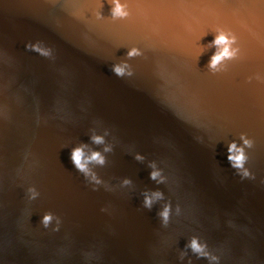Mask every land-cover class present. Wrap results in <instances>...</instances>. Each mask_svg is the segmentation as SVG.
<instances>
[{"label":"water","instance_id":"obj_1","mask_svg":"<svg viewBox=\"0 0 264 264\" xmlns=\"http://www.w3.org/2000/svg\"><path fill=\"white\" fill-rule=\"evenodd\" d=\"M125 2L131 15L114 21L108 0H0V264H209L190 249L180 259L193 235L219 264H264V0ZM218 28L240 55L214 74ZM133 46L143 55L128 58ZM125 59L134 73L119 77L111 67ZM241 133L254 140L243 179L227 159ZM80 143L112 146L92 165L110 190L75 168ZM146 189L165 200L145 208ZM48 211L59 231L41 224Z\"/></svg>","mask_w":264,"mask_h":264},{"label":"clouds","instance_id":"obj_2","mask_svg":"<svg viewBox=\"0 0 264 264\" xmlns=\"http://www.w3.org/2000/svg\"><path fill=\"white\" fill-rule=\"evenodd\" d=\"M108 3L111 5V19L112 20H123L127 19L131 15V10L125 0H108ZM103 8V3L100 5V9ZM97 18H103L104 15L101 10L96 11ZM206 33L205 35H207ZM204 35V36H205ZM238 37L230 29L218 28L215 30L214 40L209 42L210 46H215L216 51L211 56L207 69L212 73H218L223 70H226L227 63L231 60L236 59L240 55V48L237 46ZM26 48L32 51L39 53L44 57H51L53 55V50L51 47L46 46L42 41L28 42ZM203 54V53H202ZM128 58H133L143 55V51L139 47H131L126 53ZM111 71L119 76H132L134 69L132 65L128 62L127 59L122 60L118 63H114L111 67ZM261 79L260 76L256 77ZM251 80L252 77H249ZM240 140L242 143L237 140H232L228 146V156L227 159L231 164V167L234 168L240 175L241 178L253 177L254 174L246 166L249 155L246 151L247 148H251L254 144V140L250 138L247 133L240 134ZM91 141L93 144L100 145L105 144V135L97 134L93 130V135L91 136ZM88 145L85 143H80L75 146L71 151V161L74 164L75 168L83 174L86 181L93 185L94 190L98 189L100 185H104L106 188H109L102 177L95 171L92 167L93 164L104 166L106 163V156L104 153L112 151L111 145H106L103 148V151L93 150L90 153L87 151ZM137 160L143 161L145 159L144 155L137 153ZM150 167L152 169L150 173V178L155 180L157 184H164L167 181V176L164 175V170L161 167L157 166L156 161L150 162ZM132 184L131 178H124L122 181V186H129ZM28 199L35 200L40 196V192L35 185L30 186L27 189ZM165 200L164 192L160 190H149L146 189L143 192V201L142 204L145 208L151 210L153 206L159 202ZM102 211H107V209H102ZM181 208L179 205L176 206V212L179 214ZM172 215V203L171 200H166L162 209L157 212V216L161 219V224L164 227H167ZM56 221L55 228L53 231H59L61 226V218L57 216L52 211H48L43 215L41 224L43 227L48 228L52 225L53 221ZM191 250L192 253L196 254L198 258H207L209 264H219L220 256L214 254L208 246L207 241H201V238L198 235H193L190 241L185 245L184 250L180 252V259L183 260L188 255V250ZM191 264V260H189Z\"/></svg>","mask_w":264,"mask_h":264}]
</instances>
